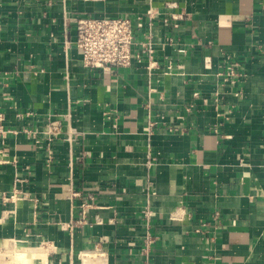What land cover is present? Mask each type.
I'll use <instances>...</instances> for the list:
<instances>
[{"label":"crops","instance_id":"obj_1","mask_svg":"<svg viewBox=\"0 0 264 264\" xmlns=\"http://www.w3.org/2000/svg\"><path fill=\"white\" fill-rule=\"evenodd\" d=\"M86 16L154 59L86 68ZM0 264H264V0H0Z\"/></svg>","mask_w":264,"mask_h":264},{"label":"built area","instance_id":"obj_2","mask_svg":"<svg viewBox=\"0 0 264 264\" xmlns=\"http://www.w3.org/2000/svg\"><path fill=\"white\" fill-rule=\"evenodd\" d=\"M147 18L152 21L155 12L149 10ZM173 19H181V15L173 16ZM144 17L132 18L129 16H106L80 17L76 20L77 38L74 41L79 49L83 65L89 69L117 68L131 66L136 62L143 61L147 56L149 60L154 59V45L150 32H143ZM169 22V19H165ZM178 27L177 23H171ZM173 41L172 37L168 38ZM183 51V50H181ZM237 75V68L228 66V71L222 74L224 80H229ZM62 131V124L55 118H49L46 124V132L50 137L58 136ZM72 197L80 196L78 190L72 189ZM14 197H16L14 195ZM93 199V198H91ZM92 206V202L85 200L82 202V213L86 208ZM150 211L146 212L149 216ZM72 227L73 223H69Z\"/></svg>","mask_w":264,"mask_h":264}]
</instances>
